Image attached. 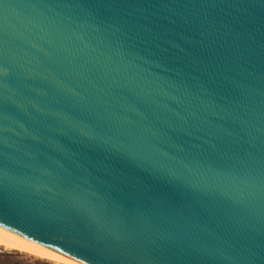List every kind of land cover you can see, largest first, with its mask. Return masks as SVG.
<instances>
[{"label": "water", "instance_id": "95a60500", "mask_svg": "<svg viewBox=\"0 0 264 264\" xmlns=\"http://www.w3.org/2000/svg\"><path fill=\"white\" fill-rule=\"evenodd\" d=\"M193 14L208 26L190 27ZM129 78L168 86V94L156 98L160 113L166 104L186 115L209 150L222 143L264 145V0H217L195 9L177 0H119L112 8L87 0L79 9L54 0H0V159L6 172L0 230L71 264H108L86 231L98 225L85 218L70 230L67 209L53 202L49 189L65 169L90 175L105 190L118 178L127 190L181 198L142 159L77 128L79 122L142 157L164 159L159 138L128 94ZM166 114L175 122L172 111ZM252 176L236 187L250 203L240 208L214 201L219 215L199 223L218 264H227L224 257L234 251L257 260L264 251V176L256 170ZM142 203L128 201V211Z\"/></svg>", "mask_w": 264, "mask_h": 264}, {"label": "snow or ice", "instance_id": "6c2138e0", "mask_svg": "<svg viewBox=\"0 0 264 264\" xmlns=\"http://www.w3.org/2000/svg\"><path fill=\"white\" fill-rule=\"evenodd\" d=\"M184 7L199 8L215 4L217 0H177ZM87 0H54V4L71 9L83 8ZM119 0H101L104 8L115 7ZM188 24L193 29L207 27L206 20L198 19L193 14ZM128 94L137 105L141 121L153 137H158L156 146L164 157L152 161L142 157L129 145L121 143L113 136H99L93 128L81 127V133L89 139L98 140L126 155L142 159L150 168L164 177L168 183L175 185L182 194L180 199L169 198L160 194L127 190L120 187L121 181L109 184L107 190L84 174L65 169L54 191L53 202L56 206L67 209L65 222L74 231L77 223H84L85 218L98 227L95 232L86 228L95 253L101 261L108 264H218L217 258L210 254L211 241L199 231V223L219 215L221 208L213 202L220 200L234 207H244L246 201L242 192L237 193L238 185L249 184L254 177L252 170L264 176V145L251 143H223L207 149L200 137L195 135L198 128L189 123V118L179 111H172L173 122L166 112L161 114L157 97L168 94L169 87L153 82L127 79ZM171 87H175L172 85ZM79 97L78 93H73ZM84 102L83 98H80ZM171 146L174 152H168L165 146ZM61 151L62 145H59ZM37 160L42 154L37 152ZM168 160L175 161L173 164ZM211 161V163H210ZM251 170V171H249ZM85 173L87 170H84ZM5 162L0 159V193L5 181ZM264 187V186H262ZM118 192L119 195H110ZM130 200L142 201L134 213H130L127 203ZM5 212L2 195H0V217ZM264 223V212H261ZM228 243L227 241L225 242ZM235 248V245H231ZM227 264H264V251L258 260L254 254H237L225 256ZM223 264V261L219 262Z\"/></svg>", "mask_w": 264, "mask_h": 264}, {"label": "rangeland", "instance_id": "374dc122", "mask_svg": "<svg viewBox=\"0 0 264 264\" xmlns=\"http://www.w3.org/2000/svg\"><path fill=\"white\" fill-rule=\"evenodd\" d=\"M0 264H66L0 245Z\"/></svg>", "mask_w": 264, "mask_h": 264}, {"label": "bare ground", "instance_id": "6f19581e", "mask_svg": "<svg viewBox=\"0 0 264 264\" xmlns=\"http://www.w3.org/2000/svg\"><path fill=\"white\" fill-rule=\"evenodd\" d=\"M0 245L11 249H16V250H20V251H24V252H28L32 255H36L39 256L41 258H46L49 260H53L56 262H62V263H66V264H71L67 261H64L46 251H43L25 241H22L2 230H0Z\"/></svg>", "mask_w": 264, "mask_h": 264}]
</instances>
